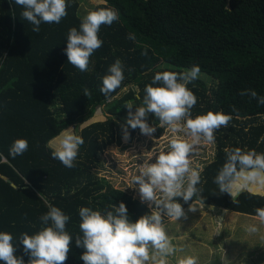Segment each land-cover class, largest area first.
<instances>
[{"label": "trees", "instance_id": "trees-1", "mask_svg": "<svg viewBox=\"0 0 264 264\" xmlns=\"http://www.w3.org/2000/svg\"><path fill=\"white\" fill-rule=\"evenodd\" d=\"M104 1L94 10L115 8L119 20L101 26L103 45L90 57L88 71L81 72L68 63L65 52L69 29H79L82 19L78 0H67V16L59 24L42 23L39 33L21 17L22 6L0 0V232L12 234L15 255L25 264L30 256L19 238L48 226L39 218L49 206L70 216L66 231L73 239L65 264H84L80 257L85 249L75 244V237L82 236L81 207L102 211L124 202L131 222L150 214L146 203L114 187L95 168L100 153L123 139L125 105L129 101L134 107L142 105L144 89L157 72H182L199 65L201 72L218 81L210 92L199 78L187 86L197 97L193 117L208 111L233 117L227 128L215 132L216 157L201 172L203 204L255 217V210L264 207V189L263 193L243 190L233 198L219 193L214 183L226 161V148L264 153V121H259L264 105L239 94L253 89L264 96V0ZM145 51L147 55H142ZM117 59L124 64V80L105 96L100 91L102 78ZM162 63L174 68L158 70ZM85 87L90 98L83 95ZM126 87L130 89L124 92ZM105 104L113 106L114 115L82 128L84 144L75 167L53 159L50 141L73 125L92 121ZM148 123L162 130L154 115H149ZM137 130L128 127L130 139ZM20 138L28 140V150L13 158L9 149ZM177 200L184 209L198 202L197 197L188 203Z\"/></svg>", "mask_w": 264, "mask_h": 264}, {"label": "clouds", "instance_id": "clouds-1", "mask_svg": "<svg viewBox=\"0 0 264 264\" xmlns=\"http://www.w3.org/2000/svg\"><path fill=\"white\" fill-rule=\"evenodd\" d=\"M14 3L22 6L21 17L33 26L32 31L36 33L40 32L42 23L59 24L67 16V0H14ZM117 20L119 12L112 7L88 12L81 19L79 29L71 27L67 33L65 52L68 63L81 72L88 71L90 57L103 45L99 37L101 26H111ZM129 38H133L131 34ZM142 55H147V51ZM108 73L102 78L100 88L105 96L121 86L123 62L117 59ZM200 73L199 65L182 72H157L144 89L146 94L142 105L134 107L131 101L125 105L128 109L126 123L122 125L125 142L130 139L129 126L152 137L156 126L148 123L150 114L159 120V127L167 126L174 136L168 142V150L160 151L156 156L155 163L146 160L139 166L138 174L132 177V184L138 185L140 200L147 203L150 214L131 222L124 202L118 206L110 204L102 211L90 207L79 209L82 236L75 237V244L85 249L80 257L84 264H170L172 257H176L174 264H199L196 255L177 256V253L185 252V248L173 243L165 217L171 221L187 219V213L177 198L188 203L197 197L199 203H204L203 189L198 187L202 182L201 170L193 167L192 157L198 154L201 146L214 144L215 132L221 127L227 128L233 119L223 111H208L193 117L192 109L197 104V97L187 86L198 79ZM239 94L264 105V96L253 89L242 90ZM83 95L90 98L91 92L87 87L83 89ZM83 144L81 135L75 134L72 128L65 129L55 144L50 141L52 158L67 168H73ZM28 147L27 139H16L9 154L15 158L23 155ZM225 153L226 161L214 179L219 193L235 198L243 190L264 189V153L240 147L226 148ZM196 210L193 201L188 211ZM255 213L259 222L264 224V207L257 208ZM39 219L48 226L33 235L22 233L19 238L25 254L30 256L28 264H65L73 239L66 231L70 216L59 207L49 206L47 213ZM245 231L255 234L259 229L253 224L246 226ZM15 253L12 234L0 232V261L3 264H25L23 257Z\"/></svg>", "mask_w": 264, "mask_h": 264}, {"label": "rangeland", "instance_id": "rangeland-1", "mask_svg": "<svg viewBox=\"0 0 264 264\" xmlns=\"http://www.w3.org/2000/svg\"><path fill=\"white\" fill-rule=\"evenodd\" d=\"M78 1L80 3L78 14L82 18L96 6L106 3L104 0ZM169 68L174 67L166 63L158 66V70ZM199 79L206 85L209 92L217 86L218 80L204 72L200 73ZM129 89L130 87L124 88V92ZM112 107L110 104L102 105L92 121L78 127L73 125L70 128L79 135L82 128L90 122L104 121L112 117L114 115L111 112ZM259 121H264V116ZM173 136L174 134L167 129V126L161 131L156 126V132L152 137L145 136L137 130L132 139L127 142L122 139L121 143L109 145L100 153L95 172L107 178L114 187L124 189L140 200L138 185L132 184V177L138 174L139 166L146 160L149 163H155L159 152L168 150V142ZM55 143L56 139L53 141V144ZM216 154V140L214 144L201 146L198 154L192 157L193 167H198L202 172L205 166L215 159ZM254 191L262 193L263 189ZM194 203L197 206L195 212L185 209L187 219L171 221L165 217V225L173 243L185 248V252L177 253V256L196 255L199 258V264H264V224L260 223L255 216L218 206ZM253 224L259 231L255 234L247 233L245 227ZM175 258H170V264H174Z\"/></svg>", "mask_w": 264, "mask_h": 264}, {"label": "water", "instance_id": "water-1", "mask_svg": "<svg viewBox=\"0 0 264 264\" xmlns=\"http://www.w3.org/2000/svg\"><path fill=\"white\" fill-rule=\"evenodd\" d=\"M5 179H7L8 181H10L11 182V180L9 179V178H7V176H3ZM13 184V186H15V184L14 183H12Z\"/></svg>", "mask_w": 264, "mask_h": 264}, {"label": "crops", "instance_id": "crops-1", "mask_svg": "<svg viewBox=\"0 0 264 264\" xmlns=\"http://www.w3.org/2000/svg\"><path fill=\"white\" fill-rule=\"evenodd\" d=\"M263 193V192H262Z\"/></svg>", "mask_w": 264, "mask_h": 264}]
</instances>
